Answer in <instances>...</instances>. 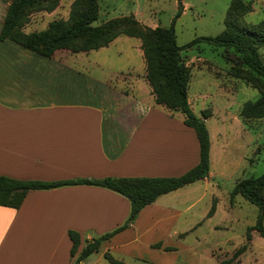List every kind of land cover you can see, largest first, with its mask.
I'll use <instances>...</instances> for the list:
<instances>
[{"label":"crops","instance_id":"1","mask_svg":"<svg viewBox=\"0 0 264 264\" xmlns=\"http://www.w3.org/2000/svg\"><path fill=\"white\" fill-rule=\"evenodd\" d=\"M135 45L130 48L134 50ZM136 46L141 56L140 43ZM93 52L58 51L48 58L0 41V177L49 183L165 178L180 177L198 165L200 146L195 131L184 124L185 117L177 122L174 112L156 103L146 67H128L114 71L111 80L103 79L85 70ZM118 78L124 82L120 87L130 83L129 95L109 85ZM188 98L192 108L189 91ZM224 134L221 150L229 157L228 142L236 140L237 134L230 139L227 129ZM183 139L190 141V151ZM167 144L175 150L166 158ZM212 156L213 144L211 163ZM241 160L247 161L245 155ZM213 178L211 166L203 182L209 185ZM195 184L158 198L130 229L105 242L99 253L82 264H131L128 249L140 244L147 232L155 233V243L145 248L155 249L157 257L169 251L158 243L163 237L160 232L173 230L190 213L191 198L184 190ZM216 199L213 216L218 210ZM130 211L128 199L100 187L31 191L19 209L0 206V264H72L70 231L80 234L82 250L86 241L123 225Z\"/></svg>","mask_w":264,"mask_h":264},{"label":"rangeland","instance_id":"2","mask_svg":"<svg viewBox=\"0 0 264 264\" xmlns=\"http://www.w3.org/2000/svg\"><path fill=\"white\" fill-rule=\"evenodd\" d=\"M12 1L0 0V32ZM76 1L78 0L42 1L41 7L46 10L38 9L29 13L20 32L26 36L38 34L47 30L53 22L70 21ZM179 1L83 0L81 13L89 14L91 19L96 18L91 25L93 28L118 22L119 25L110 34L133 29V20L140 27L168 29L179 11ZM235 1H181L182 15L176 20L174 28L177 43L183 48L182 63L191 70L189 96L192 109L197 115H201L203 111L214 112L206 121L213 144L211 166L214 178L210 179L209 185L200 181L184 190L187 191L185 195L191 198L190 213L183 215L180 222L172 227L173 230L160 232L163 237L158 240L169 251L165 250L167 252L161 256L157 253V257L155 249L145 248L146 244L155 243V233L147 232L140 244L128 249L132 251V257L127 259L131 264H220L232 259L247 244L248 229L257 224L259 208L240 196L231 201V192L243 179L264 176V118L246 119L242 116L244 105L258 101L262 94L253 87L254 78L242 63L241 55L232 48H218L200 40L217 37L225 31H244L264 21V0H239L244 5L251 6L252 12L244 15L235 14ZM47 7H55V10L48 11ZM128 38L130 37L120 34L105 47L108 50L91 51L93 53L86 60L85 70L111 80L114 71H123L128 67H147L141 39L130 38L133 42H128ZM118 39L124 40L112 47ZM8 41L25 48L14 40ZM130 43H140L138 48L142 51L141 56L135 51L137 46L132 50ZM259 52L264 61V47ZM233 70H239L247 80L234 78L231 75ZM142 72L139 71L137 76L140 77ZM127 78L128 75L126 80ZM119 81L121 80L118 78L109 85H114L111 87L115 91L129 95L127 87H130V83H125L123 88L120 83L124 85V82ZM261 87L264 93V82H261ZM131 89L139 94L134 87ZM183 117L181 112H176L174 120L178 122ZM224 129L228 130L229 139L232 134H237L236 140L232 138L228 142L231 153L229 157L223 156L221 150L225 139ZM244 130L246 132L241 135ZM181 142L190 151V141L183 139ZM164 147L167 158L173 154L175 147L172 149L168 144ZM244 155L245 160L247 158L245 163L241 160ZM260 195L264 198V190ZM215 197L219 199H216L218 210L213 217L208 218ZM195 224L199 226L194 228ZM169 235L170 238L167 239ZM231 264H264V238L257 231H252L248 250Z\"/></svg>","mask_w":264,"mask_h":264},{"label":"trees","instance_id":"3","mask_svg":"<svg viewBox=\"0 0 264 264\" xmlns=\"http://www.w3.org/2000/svg\"><path fill=\"white\" fill-rule=\"evenodd\" d=\"M44 0H13L8 6L6 17L0 32V41L14 40L26 49L36 52L44 57L52 58L58 51H68L73 54L89 53L108 47L120 34L142 41V50L146 58V79L152 88L158 105L166 107L171 112H181L184 115V124L196 133L200 146V162L180 177L165 178H105L101 180H74L63 182L19 181L7 177H0V206L19 209L27 194L31 191L52 190L66 186H94L115 192L128 199L131 211L126 222L114 231L101 237L86 241L82 250L81 237L77 232L70 231L72 242V264H82L88 257L99 253L103 244L113 237L131 228L140 213L155 203L158 198L171 192L203 181L211 172V137L206 120L212 113L203 111L197 116L190 105L188 91L191 81V70L182 63L181 52L183 48L177 43L175 32L176 20L182 15V0L179 1V11L168 29L156 30L140 27L133 20V29L123 33L110 31L119 25L112 22L102 27L93 28L89 14L81 13L83 0L74 3L70 21L53 22L42 33L24 35L20 29L26 22L27 16L34 10H46L41 5ZM48 11L55 7H47ZM236 15L252 12L251 6L244 5L236 0L233 5ZM111 35V36H110ZM218 48H232L241 55L242 63L247 66L249 74L254 78L253 87L261 92V98L256 102H247L242 110L246 119L264 118V93L261 82H264V61L259 50L264 47V21L244 31H225L217 37L200 39ZM236 79L247 80L239 70L231 74ZM264 190V176L240 181L231 192V201L240 196L257 206L260 210L257 224L248 229L247 244L239 249L235 256L220 264H231L235 259L248 250L252 241V231H257L264 238V198L260 192ZM215 203L208 216H213Z\"/></svg>","mask_w":264,"mask_h":264}]
</instances>
